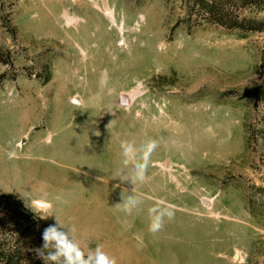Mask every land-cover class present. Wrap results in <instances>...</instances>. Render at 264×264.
I'll use <instances>...</instances> for the list:
<instances>
[{"label":"rangeland","instance_id":"obj_1","mask_svg":"<svg viewBox=\"0 0 264 264\" xmlns=\"http://www.w3.org/2000/svg\"><path fill=\"white\" fill-rule=\"evenodd\" d=\"M223 2L0 0V264L54 215L117 264H264V0ZM123 140L159 144L134 192Z\"/></svg>","mask_w":264,"mask_h":264},{"label":"clouds","instance_id":"obj_2","mask_svg":"<svg viewBox=\"0 0 264 264\" xmlns=\"http://www.w3.org/2000/svg\"><path fill=\"white\" fill-rule=\"evenodd\" d=\"M158 146L156 140H149L141 146H137L132 141H121L123 167L115 173V178H119L122 182L130 181L134 185L132 190L134 192L137 184L142 185L147 181L151 156ZM129 166H131L130 170ZM142 204L143 200L138 196L123 195V202L114 207L130 215L139 210ZM48 216L50 215H42L41 218ZM54 216L56 223L44 229L43 244L36 249L38 257L44 261V264H117L115 257L110 256L102 245L85 250L74 236L73 229L62 223L56 215ZM148 217V230L156 233L163 228L165 218L171 220L174 217V210L170 206H154L148 209Z\"/></svg>","mask_w":264,"mask_h":264},{"label":"trees","instance_id":"obj_3","mask_svg":"<svg viewBox=\"0 0 264 264\" xmlns=\"http://www.w3.org/2000/svg\"><path fill=\"white\" fill-rule=\"evenodd\" d=\"M223 1L220 2L218 0H198V3L201 6V10L199 11H205V13L212 18L211 20H216V22L222 24L223 26L230 28L240 27L241 23L239 22V20H237L236 17L225 20L226 16L229 15L228 13H226L229 6L225 7V2Z\"/></svg>","mask_w":264,"mask_h":264},{"label":"water","instance_id":"obj_4","mask_svg":"<svg viewBox=\"0 0 264 264\" xmlns=\"http://www.w3.org/2000/svg\"><path fill=\"white\" fill-rule=\"evenodd\" d=\"M123 100L127 101V97L126 96H123ZM77 103H78V101H77Z\"/></svg>","mask_w":264,"mask_h":264}]
</instances>
